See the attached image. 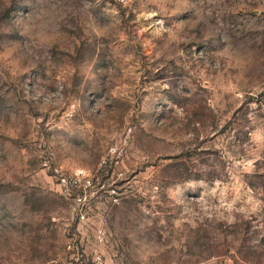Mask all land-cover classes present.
<instances>
[{
    "label": "rangeland",
    "instance_id": "obj_1",
    "mask_svg": "<svg viewBox=\"0 0 264 264\" xmlns=\"http://www.w3.org/2000/svg\"><path fill=\"white\" fill-rule=\"evenodd\" d=\"M95 250L264 264V0H0V264Z\"/></svg>",
    "mask_w": 264,
    "mask_h": 264
},
{
    "label": "built area",
    "instance_id": "obj_2",
    "mask_svg": "<svg viewBox=\"0 0 264 264\" xmlns=\"http://www.w3.org/2000/svg\"><path fill=\"white\" fill-rule=\"evenodd\" d=\"M61 181L66 187H71L78 191V194L76 196V201L78 204H85L87 193L93 187L92 179L90 178V176H86L82 172H80V173H75L74 175L71 176H63L61 178ZM78 215L81 220L85 219L86 214L84 210H80ZM82 228L83 226L79 224L77 228V233H73L72 235H70L69 240L67 242V248L73 253V257L75 261L80 263L83 262L82 257L86 253L85 251L80 250L84 240V237L81 236L84 233ZM91 231L94 232V236L97 243L103 244L105 242L106 233L104 229L98 228V229H92ZM91 260H92V264H107L104 254L99 250L94 251ZM170 264H176V263H170Z\"/></svg>",
    "mask_w": 264,
    "mask_h": 264
}]
</instances>
